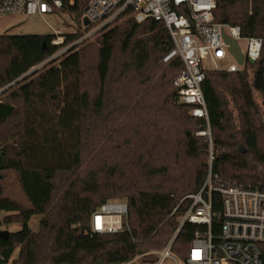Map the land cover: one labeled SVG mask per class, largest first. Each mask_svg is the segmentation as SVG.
Instances as JSON below:
<instances>
[{"label":"trees","instance_id":"trees-1","mask_svg":"<svg viewBox=\"0 0 264 264\" xmlns=\"http://www.w3.org/2000/svg\"><path fill=\"white\" fill-rule=\"evenodd\" d=\"M88 1L67 8L78 26ZM216 3L218 22L261 39L263 49L240 71H205L208 122L178 102L174 80L184 66L179 57L163 63L174 43L162 22L123 17L28 77L57 52L54 35H0V90L10 88L0 93V171L15 174L29 203L6 196L0 180V213H7L0 232L22 227L0 237V264H123L172 237V250L186 258L207 227L179 229V219L210 172L225 186L264 192V0ZM82 34L67 35L66 44ZM110 158L120 166H108ZM120 198L125 229L94 233L92 215ZM212 212L218 236L215 192ZM35 215L38 231L29 225Z\"/></svg>","mask_w":264,"mask_h":264},{"label":"built area","instance_id":"built-area-1","mask_svg":"<svg viewBox=\"0 0 264 264\" xmlns=\"http://www.w3.org/2000/svg\"><path fill=\"white\" fill-rule=\"evenodd\" d=\"M77 0H0L2 16H67L74 23V14L67 8ZM216 0H89L80 20L83 34L66 44L67 35L56 29L51 45L57 47L49 61L55 60L72 47L89 41L103 29L123 17L142 23L148 19L162 22L167 28L174 48L163 58V63L179 57L183 69L174 80L178 90V102L191 107V115L208 122V110L203 95L205 67L209 63L217 68L228 57L224 37L245 44L241 51L246 61L261 59L263 41L259 38H244L238 26H231L216 20ZM85 20L88 24L85 25ZM66 21V20H65ZM78 25V24H77ZM245 66V65H244ZM237 63L225 70L237 72L244 68ZM210 172L199 192L186 198L192 201L180 223L179 229L189 222L207 227L205 233L197 232L186 258L172 250L173 237L157 253V259L150 264H264V192L258 189L223 185ZM218 193L222 203V224L218 236L212 232V194ZM176 211V210H174ZM128 206L123 201H111L102 205L91 219L94 233L114 234L125 229ZM123 264H138L131 260Z\"/></svg>","mask_w":264,"mask_h":264},{"label":"rangeland","instance_id":"rangeland-1","mask_svg":"<svg viewBox=\"0 0 264 264\" xmlns=\"http://www.w3.org/2000/svg\"><path fill=\"white\" fill-rule=\"evenodd\" d=\"M66 20V21H65ZM60 30L62 33H70L76 32L81 30V27L74 23L71 18L67 16H49L45 19H42L39 16H21V15H14V16H2L0 17V35H26V34H36V35H49L54 32V30ZM69 49L66 53L62 54L55 60H52L54 63H58L69 51L73 48ZM241 48L245 49V44L241 43ZM48 61L46 60L43 64L33 68L30 70L26 77L31 76L39 71L46 65ZM235 63V60L231 57H228L223 63H220L217 68H213V66L209 63L205 64L207 69H214V70H221L226 69L229 65ZM15 85V84H13ZM9 88L5 87L4 89L0 90V93L3 91H7ZM2 97L0 96V101ZM256 100L261 102L260 96L256 95ZM179 104V103H178ZM180 105V104H179ZM197 135H205V133H198ZM109 156L108 154L106 155ZM111 157V156H110ZM210 162V160H209ZM108 166L112 167H119L120 163L115 158H110L108 161ZM0 180L4 187V193L6 196L11 197L25 206H29L28 200L25 197L18 181L13 172L10 171H0ZM189 196V195H188ZM111 201H123L126 202L124 199H111ZM7 213H0V219H4ZM185 215V214H184ZM183 215V216H184ZM183 216L180 217L179 221L181 223ZM41 215H35L30 220V228L33 231H38L39 229V222L41 220ZM21 225L19 224H10V225H3L1 227V231H8V232H17L21 229ZM173 238V237H172ZM171 240V239H170ZM163 249V248H162ZM159 250H152L144 255L137 256L134 258L138 264H143V259L148 255L156 256ZM17 256V253L15 254ZM179 256V255H178Z\"/></svg>","mask_w":264,"mask_h":264},{"label":"water","instance_id":"water-1","mask_svg":"<svg viewBox=\"0 0 264 264\" xmlns=\"http://www.w3.org/2000/svg\"><path fill=\"white\" fill-rule=\"evenodd\" d=\"M85 25L88 24V21L85 20L84 22ZM225 42L229 45V52L230 54L235 58L237 63L241 66L245 65V57L241 51V48L238 44V42L234 39H230L228 37H224ZM0 237L7 239L8 238V231H1L0 232Z\"/></svg>","mask_w":264,"mask_h":264}]
</instances>
